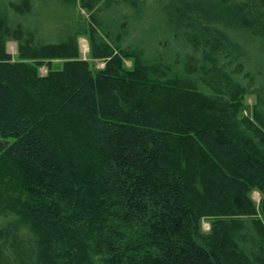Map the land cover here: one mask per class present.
<instances>
[{"label": "trees", "instance_id": "16d2710c", "mask_svg": "<svg viewBox=\"0 0 264 264\" xmlns=\"http://www.w3.org/2000/svg\"><path fill=\"white\" fill-rule=\"evenodd\" d=\"M0 264H264V0H0Z\"/></svg>", "mask_w": 264, "mask_h": 264}, {"label": "rangeland", "instance_id": "374dc122", "mask_svg": "<svg viewBox=\"0 0 264 264\" xmlns=\"http://www.w3.org/2000/svg\"><path fill=\"white\" fill-rule=\"evenodd\" d=\"M211 10L208 8L207 10H210L212 13H216L217 14V12L219 11V10H217V9H215L213 6H211ZM49 14H50V16H52L53 17V11H51V12H49ZM220 21H221V23H223L224 21L229 25V26H231V27H228L230 30H231V28H232V21H231V19L228 17V18H226V17H221L220 18ZM53 22V19H51V23ZM216 22V21H215ZM217 23V22H216ZM233 23H234V20H233ZM235 23H236V21H235ZM234 25V24H233ZM233 28H235V26H233ZM42 32H44V34H46L47 32H49V31H42ZM143 34V32L142 31H140L139 32V36H137L136 37V39L137 40H139L140 39V37H141V35ZM81 41H85L86 43H87V49L88 50H86V51H83L82 49H81ZM78 47H79V53H80V55H81V58H83V59H87V60H90L89 58H88V52H89V43H88V40H87V38L84 36V37H79L78 38ZM6 51H7V53H9V54H11L13 57H15V55H16V53H17V43L15 42V41H8L7 43H6ZM52 62H53V64H58V63H60V60H57V59H55V60H52ZM130 62L129 61H127L126 62V65L127 66H130ZM104 66V62L103 61H95L94 62V67L95 68H102ZM39 73H40V75H45L46 74V67L45 66H41L40 68H39ZM246 102L249 104V105H251L252 104V98L251 97H247L246 98ZM247 112V110H245V111H243V113H246ZM250 197H251V199L256 203V204H258L259 203V201H260V197H261V195H260V193L257 191V190H253V191H251V193H250ZM209 228H210V223L207 221V220H202V222H201V229L203 230V231H207V230H209Z\"/></svg>", "mask_w": 264, "mask_h": 264}, {"label": "bare ground", "instance_id": "6f19581e", "mask_svg": "<svg viewBox=\"0 0 264 264\" xmlns=\"http://www.w3.org/2000/svg\"><path fill=\"white\" fill-rule=\"evenodd\" d=\"M80 43H81V49H82L83 51L88 50V49H87V43H86L85 41H81ZM103 69H104V67H103ZM247 111H248V110H247Z\"/></svg>", "mask_w": 264, "mask_h": 264}]
</instances>
